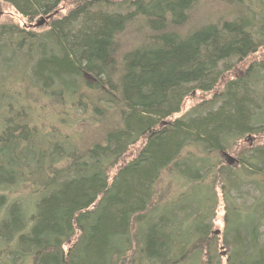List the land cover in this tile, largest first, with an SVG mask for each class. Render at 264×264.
Here are the masks:
<instances>
[{"label":"trees","instance_id":"1","mask_svg":"<svg viewBox=\"0 0 264 264\" xmlns=\"http://www.w3.org/2000/svg\"><path fill=\"white\" fill-rule=\"evenodd\" d=\"M0 2L47 20L0 25V264H264V0ZM29 92L102 142L39 147Z\"/></svg>","mask_w":264,"mask_h":264},{"label":"rangeland","instance_id":"2","mask_svg":"<svg viewBox=\"0 0 264 264\" xmlns=\"http://www.w3.org/2000/svg\"><path fill=\"white\" fill-rule=\"evenodd\" d=\"M69 6L67 4L62 5L58 11V14L65 15L68 11ZM199 11L193 14V18L191 23H196V15ZM202 13V12H201ZM38 22V20L33 21L32 23H27L25 20L21 19L19 16L15 14L13 9L0 2V25H7L10 23L16 24L18 27H21L26 30H38L42 32L46 29L47 26L44 24L37 29H34V25ZM13 91L18 90L19 87H13ZM29 95L32 96L29 100L22 99L21 104V112L24 114L23 118H29V123L31 127L36 131L38 134V144L39 147L46 146V143L49 144H58L61 148H66L67 146H73L77 152H83L89 146L93 145L95 142H102L101 135L98 132L97 127L93 125H88L87 118L83 116L82 118L76 117L74 121H72V113L68 111L66 106L61 105L60 103H56V106L53 107L55 104L44 102L40 97L35 96L33 93L29 92ZM207 96L194 94L188 97L182 107L181 112L173 117L179 118L184 116L187 112L191 109L196 108L198 104L204 101ZM61 111L62 116L56 117V112ZM264 138L254 137V138H245L237 143V149L234 152H238L239 150L242 151L248 147H253ZM142 141L136 144L133 148L128 151L126 156L124 157L123 161L128 162L133 159L139 149L141 148ZM197 152V151H192ZM230 157L235 159V154L229 153ZM217 161L220 164L227 165L226 159L223 157L222 154H218L216 156ZM26 191V190H25ZM23 192V194L25 193ZM216 191L218 192V187H216ZM160 193L162 196L171 198L174 196V189L169 184L161 183L160 185ZM200 199L203 198L204 194H199ZM207 198L205 194L204 200ZM223 206L222 203L219 201L217 207V213L215 220L213 221V233L216 237H220L221 231L223 229ZM219 242V241H218ZM217 251L219 253L220 258L225 260L227 255V248L221 247L218 245Z\"/></svg>","mask_w":264,"mask_h":264},{"label":"water","instance_id":"3","mask_svg":"<svg viewBox=\"0 0 264 264\" xmlns=\"http://www.w3.org/2000/svg\"><path fill=\"white\" fill-rule=\"evenodd\" d=\"M46 20H40L38 21L33 27L34 28H38L40 26H42L44 24ZM223 157L226 159V162H227V165H233V163H235V159H233L232 157H230L229 155L227 154H223Z\"/></svg>","mask_w":264,"mask_h":264}]
</instances>
